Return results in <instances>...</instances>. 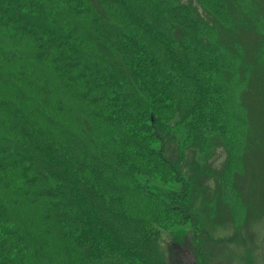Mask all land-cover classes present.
I'll return each mask as SVG.
<instances>
[{
  "label": "trees",
  "instance_id": "16d2710c",
  "mask_svg": "<svg viewBox=\"0 0 264 264\" xmlns=\"http://www.w3.org/2000/svg\"><path fill=\"white\" fill-rule=\"evenodd\" d=\"M197 3L0 0V264H167L162 229L202 226L206 164L190 187L154 189L179 177L174 127L206 158L225 148L220 184L246 208L264 0Z\"/></svg>",
  "mask_w": 264,
  "mask_h": 264
},
{
  "label": "rangeland",
  "instance_id": "374dc122",
  "mask_svg": "<svg viewBox=\"0 0 264 264\" xmlns=\"http://www.w3.org/2000/svg\"><path fill=\"white\" fill-rule=\"evenodd\" d=\"M193 2L199 6L197 0ZM203 2L211 4L212 0ZM200 10L205 14L202 8ZM236 66L237 63H230L232 69ZM254 90L259 93L253 92V102L264 111V89ZM259 118L262 119L256 123L255 157L252 161L249 158L247 166L237 176L246 204L244 208L239 203L240 214L235 211L238 204H228L227 193L220 184L219 173L228 156L225 148L219 146L206 158L202 144L186 136L184 130L174 127L170 133L163 134L165 155L179 171V177L168 187L155 186L157 192L168 196L181 187L179 180L189 186L206 161L204 175L196 183L197 194L192 208L202 226L194 229L187 224L162 229L158 255L167 264H264V117ZM232 157L235 159L234 155ZM233 168L241 170L242 166L238 163ZM203 193L208 195L206 201Z\"/></svg>",
  "mask_w": 264,
  "mask_h": 264
},
{
  "label": "water",
  "instance_id": "95a60500",
  "mask_svg": "<svg viewBox=\"0 0 264 264\" xmlns=\"http://www.w3.org/2000/svg\"><path fill=\"white\" fill-rule=\"evenodd\" d=\"M154 119V118H153Z\"/></svg>",
  "mask_w": 264,
  "mask_h": 264
}]
</instances>
